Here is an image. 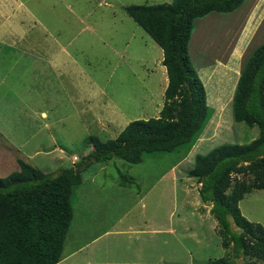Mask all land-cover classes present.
I'll return each instance as SVG.
<instances>
[{"label": "rangeland", "instance_id": "1", "mask_svg": "<svg viewBox=\"0 0 264 264\" xmlns=\"http://www.w3.org/2000/svg\"><path fill=\"white\" fill-rule=\"evenodd\" d=\"M171 1L0 0V148H10H3L9 158L0 159V177L18 169L16 158L56 174L92 150L90 135L115 138L131 120L159 115L163 52L124 8ZM263 42L264 0L194 21L188 55L209 111L200 139L188 151L144 153L136 164L113 157L85 168L64 244V251H80L69 264H87L84 255L94 258L90 264H209L230 252L187 171L197 155L259 135L256 125L234 119L232 97L245 56ZM35 54L62 56L56 74L39 76ZM239 209L264 227V190L244 195ZM236 264L264 261L241 256Z\"/></svg>", "mask_w": 264, "mask_h": 264}, {"label": "trees", "instance_id": "2", "mask_svg": "<svg viewBox=\"0 0 264 264\" xmlns=\"http://www.w3.org/2000/svg\"><path fill=\"white\" fill-rule=\"evenodd\" d=\"M243 1L172 0L125 6L163 52L168 83L159 115L131 120L115 138L90 135L92 150L82 161L53 175L17 158L18 170L0 177V264L60 261L73 218L72 195L83 182L82 171L93 162L119 157L136 164L144 153L188 151L193 146L209 116L203 83L188 55L193 23L210 13L232 12ZM232 107L234 119L256 125L259 135L245 144H223L197 155L187 171L200 184L201 201L211 205L222 247L230 250L209 264H236L241 256L264 261V227L239 209L244 195L264 190V42L243 60Z\"/></svg>", "mask_w": 264, "mask_h": 264}, {"label": "crops", "instance_id": "3", "mask_svg": "<svg viewBox=\"0 0 264 264\" xmlns=\"http://www.w3.org/2000/svg\"><path fill=\"white\" fill-rule=\"evenodd\" d=\"M0 43H4V42L0 40ZM28 43H29V41H22L20 43V45L28 46ZM60 49L63 50V47H61ZM40 52H42V50ZM66 56L70 57L69 54H66ZM21 58H23V57L21 56ZM162 58H163V53H162ZM61 59H62V56H60V55L35 54L32 57V59H30V61H31V63H33V70H37L39 76L42 75V77H51L52 75L56 74V73H53L52 71L56 72V68H59L60 62L62 61ZM44 61H46L49 64V66H46ZM36 63H38V65H36ZM26 66H28V65H26ZM57 73H58V76H60V72H57ZM166 83H168V78H166ZM203 86H204V84H203ZM41 115L43 117H45V116H47V113L42 111ZM198 139H200V137ZM3 148L6 150L10 149L6 144H2L1 148H0V153H1L0 159L1 158H9V156L4 155L5 152L3 151ZM25 159L30 163V161L27 158H25ZM16 164L18 165L17 160H16ZM30 164H32V163H30ZM18 168H19V166H18ZM73 216H74V211H73ZM70 225H71V223H70ZM69 228H70V226H69ZM69 228H68V231L66 234L65 241L66 240L69 241ZM64 244H66V242ZM78 251H80V248L79 249H72L71 251H69V250L64 251V246H63L62 256H61L60 261L57 264H69L70 260H72L71 263H73V261L75 262L74 254ZM84 257L87 260V264H90L91 261H94L93 257H90V256L86 257L85 255H84Z\"/></svg>", "mask_w": 264, "mask_h": 264}]
</instances>
